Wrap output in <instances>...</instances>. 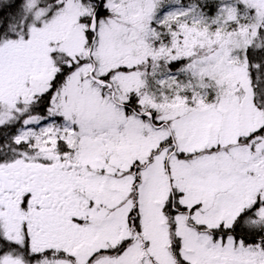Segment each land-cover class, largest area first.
I'll list each match as a JSON object with an SVG mask.
<instances>
[{
  "label": "snow or ice",
  "instance_id": "obj_1",
  "mask_svg": "<svg viewBox=\"0 0 264 264\" xmlns=\"http://www.w3.org/2000/svg\"><path fill=\"white\" fill-rule=\"evenodd\" d=\"M0 264H264V0H0Z\"/></svg>",
  "mask_w": 264,
  "mask_h": 264
}]
</instances>
